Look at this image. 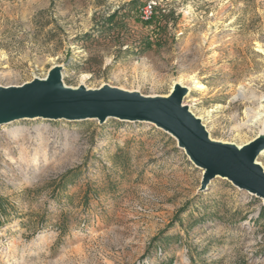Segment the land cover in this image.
I'll return each mask as SVG.
<instances>
[{
	"label": "rangeland",
	"instance_id": "1",
	"mask_svg": "<svg viewBox=\"0 0 264 264\" xmlns=\"http://www.w3.org/2000/svg\"><path fill=\"white\" fill-rule=\"evenodd\" d=\"M55 66L65 88L150 98L182 80L209 138L241 147L259 131L238 128L235 96L264 94V0H0V87ZM201 178L150 123L0 126V264H264L263 201Z\"/></svg>",
	"mask_w": 264,
	"mask_h": 264
},
{
	"label": "water",
	"instance_id": "2",
	"mask_svg": "<svg viewBox=\"0 0 264 264\" xmlns=\"http://www.w3.org/2000/svg\"><path fill=\"white\" fill-rule=\"evenodd\" d=\"M60 72L55 66L45 79L0 87V126L26 119L150 123L170 134L189 161L202 170L199 190L221 177L260 198L264 206V170L256 162L264 151V137L239 148L212 141L200 120L182 106L186 89L179 85H174L166 98H150L108 86L97 90L65 88Z\"/></svg>",
	"mask_w": 264,
	"mask_h": 264
},
{
	"label": "bare ground",
	"instance_id": "3",
	"mask_svg": "<svg viewBox=\"0 0 264 264\" xmlns=\"http://www.w3.org/2000/svg\"><path fill=\"white\" fill-rule=\"evenodd\" d=\"M56 67H59V66H56ZM174 85H179L185 88L186 94H188L189 90L187 86H184L182 84V80H179V83L178 84L176 83ZM235 98H238L239 100H243L248 105V107L245 110L246 121L243 124L239 125L238 128L240 130L241 129H251V127L256 126L259 129V131L255 138L259 136L264 137V94L257 96L253 93L248 92L244 86H240L238 88ZM197 119L200 120L199 117ZM23 132L24 131L22 129L17 128V129L8 131V134L12 140H17L19 137L22 136ZM38 137H39V134L37 135V138ZM261 155H264V151L261 153ZM216 178L224 179L221 177H216Z\"/></svg>",
	"mask_w": 264,
	"mask_h": 264
},
{
	"label": "built area",
	"instance_id": "4",
	"mask_svg": "<svg viewBox=\"0 0 264 264\" xmlns=\"http://www.w3.org/2000/svg\"><path fill=\"white\" fill-rule=\"evenodd\" d=\"M143 15L145 16V18H147L150 14H151V7L150 6H148V7H145L144 9H143Z\"/></svg>",
	"mask_w": 264,
	"mask_h": 264
}]
</instances>
